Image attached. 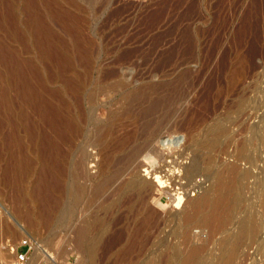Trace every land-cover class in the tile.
<instances>
[{"label": "rangeland", "instance_id": "obj_1", "mask_svg": "<svg viewBox=\"0 0 264 264\" xmlns=\"http://www.w3.org/2000/svg\"><path fill=\"white\" fill-rule=\"evenodd\" d=\"M72 1L73 7L62 0L73 30L58 22L50 28L72 46L70 65L41 55L25 12L18 13L19 28L0 23V57L3 49L13 51L36 67L44 88L62 94L79 125L74 138L55 135L50 120L18 96L7 76L12 66L0 58V95L9 93L42 136L54 138L64 170L57 211L33 202L29 193L51 165L53 150L22 129L21 154L31 164L17 193L5 179L7 172L15 179L14 148L6 141L13 126L0 111V264L14 259L6 243L24 237L53 254L50 262L33 253L28 264H182L192 245L203 246L190 264H222L228 250L227 264H264V0ZM76 78L81 85L73 92L65 83ZM150 146L159 149L154 163L178 161L177 184L193 199L209 189L216 171L236 168L229 218L214 235L195 224L189 239L180 210L140 228L139 197L148 191L135 181L154 177L136 165ZM88 159L95 163L90 170ZM164 183L156 190L173 186ZM242 226L248 229L239 234Z\"/></svg>", "mask_w": 264, "mask_h": 264}, {"label": "bare ground", "instance_id": "obj_2", "mask_svg": "<svg viewBox=\"0 0 264 264\" xmlns=\"http://www.w3.org/2000/svg\"><path fill=\"white\" fill-rule=\"evenodd\" d=\"M63 1L65 4H67L71 7H73L75 5L72 0H63ZM64 3L62 2V0H0V23H2L3 25L4 24L6 25V23L11 24L15 28H19L21 25H20V22L18 19L19 17L17 18L18 13L20 11L25 12L26 17H27L25 19H27V21H25L24 25L26 26L27 31H28V29L31 31V33H32L31 37H33L34 41L37 42L36 44H38V46H39L41 55L46 57V58H51V59L53 58V60L55 59L56 62H59L60 65L61 64L70 65L75 60L73 57L72 50H71L72 46L69 45L70 43L68 44V43H65L64 41H62L61 39H58V36H56V33L54 34V32L50 29V28H52V26L56 22H58L64 28H66L70 31L73 30V26L76 23L74 22L72 16L70 15V12L66 8L63 7ZM23 23H24V21H23ZM12 33L14 34V31ZM17 33H15V34L19 35L21 38H23L24 40L27 41V38L25 37L24 33H19V32H17ZM27 35L30 36L29 34H27ZM76 39H77L76 46H78V48L81 49L82 47H79L81 45L78 42V38L76 37L75 40ZM0 44H1V42H0ZM1 48L3 49V47H1ZM82 50L83 49H81V53L84 54V52ZM74 51L77 52L76 50H74ZM1 52H2V50H1ZM78 52H79V50H78ZM1 54H2V57H0V58H2L1 61H2V63H5V64H3V66L4 65L12 66V70L10 68L6 67L7 70H9V69L11 70V73L10 72L7 73V76L8 77L10 76V78H11L10 79L11 85L16 84V86L18 88V92H19L18 96L20 95L22 97L24 103L27 106L31 105L29 107H31V108L33 107L35 111L37 110L40 112V115L42 117L46 118L47 120H50V122L52 123V127L54 129L55 135H59L63 139H67V140L74 138V136L79 131L78 130L79 125H77V122L74 120L76 117L73 119L71 114H70V111L68 109L69 104L67 105V103L65 102L66 101L65 99H63L65 101H63L61 99L62 94L60 95L59 92L50 93V91L46 90L44 88L45 80L42 77L41 73L37 70V68L34 67L31 63H28L25 61L22 62V60H18L16 58L18 56L16 55L15 52H13V51L9 52L8 50L3 49V52ZM1 61H0V64H2ZM7 79H9V78H7ZM79 81L80 80H78V78L67 79L65 84L68 86V89H70L73 92L74 91L77 92V91H79V88L81 85V84H79ZM5 84H7V83H5ZM3 86L5 87V85H3ZM9 86H10V84H9ZM45 87H47V85ZM45 92H47L48 95ZM8 94L9 93H7L5 91V93L1 94L2 96L0 95V111L5 112L9 116V118L7 119V122L9 123V125L11 123L13 126V131L11 130V135H9L6 138V141L14 148L13 166H14L15 173L14 172H12V173L15 174V175L13 174V178H15V179L11 178L12 180H10L9 178L11 176H10V173H8V172L5 176V179L14 188L18 189L17 193L20 192V190L22 192L23 189H21V187H20V183H21L20 176L23 175L24 168L28 167V165L31 164V159L28 161L27 160L28 158L26 156H24L23 154H21L23 152L25 142H24V138L20 134V131H22V129H25V131L32 137L34 142L40 141L41 145L44 146L46 149L48 148V146H51V148L53 150L52 158H51V160H49V161H51V165L47 166V168L45 166L46 169H48V167H50L48 169L49 172L43 173V171H45L46 169H43V171H41L40 175L38 176V179L34 183V185H35L34 189L32 191H30L29 194H30L33 202H35L36 204L41 203L44 205L43 209H46V207H47V209H49V211L51 210V212H53V211L56 212L57 210L55 211V209L61 201L60 197L62 195V190H64L62 187V182L59 178L62 175V171H64V170H61V167L63 166V164H61L62 158H61V156H60L61 154L59 152L60 146L58 145V143L54 140V138L52 136H51V138H47L49 136L43 137L41 134V129L38 126V123L35 122L31 118V116L29 114H27L26 112H24L23 110H21L19 108H18L19 109L18 110L14 104L15 101L13 102V100L10 98V96ZM4 118H6V117H4ZM174 127L176 128V125ZM42 133H44V132H42ZM130 136H131V134H130ZM128 139H129V137H128ZM125 140L127 142V139H125ZM161 142H162L163 146L164 145L166 146V144L169 145L168 141H165V142L161 141ZM31 143L33 144V142H31ZM123 143H125V142H123ZM123 143H122V145H123ZM154 143H156V142H154ZM1 144L2 143H0V148H2L3 147L2 145H4V144H2V145ZM39 144L40 143H38L37 145H39ZM120 144L121 143L119 140V145ZM30 146H32V145H30ZM158 150L159 149L156 148V146L154 148L148 150V152L143 156L144 159H142L138 163V166L136 165V167L138 169L147 168L145 170L148 173L147 175L154 177V179H152L153 177H151L153 182L152 181L149 182L148 180H142L141 178L138 179V181H135V182H137V185L140 188V190L148 191L147 195H145V196L141 195L139 197L140 202L138 205L142 206L141 207V212H142L141 214H143V216L141 217V221H140V219H139L140 222L138 221L140 224V228H142V226L148 227L149 223L152 221V219H155L154 221L156 222V218H163L171 212L177 213V211L180 210L179 213L182 214L183 218L185 219V222L184 221L183 222H184V224L186 223L185 225L187 226V229H188L187 234L185 233V235L186 236L188 235L189 239L191 237L190 236L191 235L190 229H191L192 225H195V224H198V226L200 225L199 227H203V228L207 229L208 233L210 232L209 235H211V236L214 235L215 232H217L221 227L224 226V223L229 218V212L231 209L230 204H229L230 194H231V186H232V184H234V181H235L236 168L233 165L230 166L231 165L230 164L229 166H227L225 172L216 171L214 173L213 181L209 184L210 185L209 189L206 190L204 193H202V195L199 198L193 199V198L189 197V195L187 194L188 190H186L184 185L181 186L182 184L181 185L177 184V180H178V176H179V174L178 175L176 174L177 171L179 170V168H177L179 166L178 161H176V160L175 161H173V160L168 161V159H167V160H164V162L160 163V164L154 163L155 161L153 159V156L155 157L159 154ZM16 152L18 153V157L16 156ZM48 157H47V159L44 158V160H48ZM170 159H171V157H170ZM107 162H108L107 159H104V162H102V163L106 165ZM88 163H89L88 164L89 170L91 168L95 167V165H94L95 163L93 160H89ZM100 166H102V165H100ZM149 169H151V171H149ZM137 173H138V171H137ZM14 176H16V177H14ZM164 181H171L173 186L167 185L170 188H168V187L166 188L164 186L165 188L163 187L162 190L157 191L156 189H158V187H162L165 184ZM132 182H133V180H132ZM23 195L25 196V194H23ZM154 205L159 206L162 209H164L165 215L163 213H161L160 211H158L159 207H158V209H156V207ZM44 211H46V210H44ZM38 212H40V209ZM39 216H40V213H39ZM41 218H43V217H41ZM45 218H46V216H45ZM45 218H44V221H45ZM49 219H51V218H49ZM140 228L138 226L139 230H140ZM138 229H136L135 231H138ZM247 229H248L247 227L242 226L239 234L246 232ZM135 233L137 234V232H135ZM194 235H196V238H198V239L203 237L202 233H200V232H198L197 234H194ZM79 241H78V243H79ZM80 244H82V243H80ZM202 246L203 245H192V247L190 249H188L189 250L188 253L183 257L182 264H190V263L194 262L197 254L202 249ZM234 246H236V245H234ZM94 247H95V245L93 247H91V255L93 254ZM231 248H232V246H231ZM38 251H39V253H37ZM232 253H233V250H228L227 254L223 258L222 264H227L230 261ZM234 253H236V252H234ZM42 255H44L45 258L47 257V259H49V260L51 259L50 262H52L53 258H51L48 254L44 253V251L40 247L39 248L37 247L34 251V256H42ZM12 256L15 257V255H12ZM30 264H34V263L31 262Z\"/></svg>", "mask_w": 264, "mask_h": 264}, {"label": "built area", "instance_id": "obj_3", "mask_svg": "<svg viewBox=\"0 0 264 264\" xmlns=\"http://www.w3.org/2000/svg\"><path fill=\"white\" fill-rule=\"evenodd\" d=\"M37 247H40L44 253L53 258V254L44 248L43 245L40 244L36 239L24 237L18 241H8L6 243V248L12 255H15L12 263L10 264H28Z\"/></svg>", "mask_w": 264, "mask_h": 264}, {"label": "crops", "instance_id": "obj_4", "mask_svg": "<svg viewBox=\"0 0 264 264\" xmlns=\"http://www.w3.org/2000/svg\"><path fill=\"white\" fill-rule=\"evenodd\" d=\"M32 257V256H31Z\"/></svg>", "mask_w": 264, "mask_h": 264}]
</instances>
